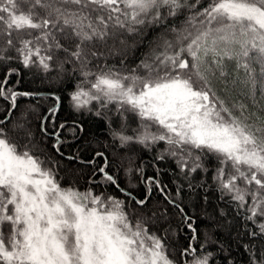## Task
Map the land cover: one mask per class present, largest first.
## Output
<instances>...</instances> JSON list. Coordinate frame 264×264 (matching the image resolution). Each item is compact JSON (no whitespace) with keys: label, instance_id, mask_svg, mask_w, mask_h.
I'll list each match as a JSON object with an SVG mask.
<instances>
[{"label":"snow or ice","instance_id":"6c2138e0","mask_svg":"<svg viewBox=\"0 0 264 264\" xmlns=\"http://www.w3.org/2000/svg\"><path fill=\"white\" fill-rule=\"evenodd\" d=\"M185 9L190 14L178 27L175 18ZM146 28L162 29V43L127 75L108 64H98L96 71L89 68L93 59L105 55L98 46L106 47L108 40L125 33L142 35ZM169 35L174 39H168ZM60 52L65 53L63 60H59ZM58 60L56 66L62 71L65 63L79 65L82 79L70 94L77 110L95 101L96 115L101 116L115 104L121 125L111 129V135L121 148L132 144L149 148L164 142L167 147L156 159L171 156L186 179L198 170L209 172L206 159L214 155L219 166L209 187H215L221 200L228 198L238 215L243 210L246 222L264 221V117L255 112L249 115L245 102L251 100L256 107L257 91L264 98V0H209L207 6L200 0H0V67L7 68L0 81V98L11 105L0 125L10 120L18 97L41 95L9 87L11 76L22 71L8 65L16 61L24 69L47 73ZM141 69L144 75L139 74ZM233 94L239 99H232ZM56 99L41 122L45 135L47 116L55 124ZM32 111L30 107L22 112L13 130L23 129ZM260 111L264 112V106ZM126 113H134L139 120L131 135ZM252 116L255 120L249 123ZM153 125L159 131L153 132ZM65 127L61 123L51 133L57 152ZM76 129L73 122V135ZM79 130L83 132L82 127ZM27 135L29 143L20 151L0 127V264H209L212 253H205L201 243L198 254L193 246L197 229L170 196L165 199L179 209L192 232L179 259L170 258L166 236L149 233L156 213L137 216L133 224L124 201L115 196L97 195L91 188L80 192L61 187L56 168L47 166L53 163L51 158L34 155L38 146L31 143L30 130ZM98 157L104 163L94 169L93 177L99 173L100 182L124 192L107 171L109 159L104 152L82 162L94 165ZM135 171L143 176V168ZM158 176L159 171L147 177L149 192L152 185L162 193L167 188ZM180 191L178 187L177 196ZM133 199L142 207L150 196ZM220 214L225 215L223 210ZM160 215L166 216V210ZM5 224L10 225L7 239ZM258 228L259 233L249 235H264V222ZM245 248L251 264H264V248L258 255L253 247Z\"/></svg>","mask_w":264,"mask_h":264},{"label":"trees","instance_id":"16d2710c","mask_svg":"<svg viewBox=\"0 0 264 264\" xmlns=\"http://www.w3.org/2000/svg\"><path fill=\"white\" fill-rule=\"evenodd\" d=\"M190 2H194V0H190ZM200 2L207 6L209 0H200ZM164 11L166 12L167 9ZM189 14L187 9L183 10L175 18L176 25L181 26ZM161 31L162 29L159 28H146L142 35L125 33L115 40H108L106 47L98 46V50L104 52L105 55L98 60L93 59L89 68L96 71L98 64H108L114 69L120 70L123 75H127L152 48L162 43L159 40ZM167 38L174 39L171 35ZM121 40H124L125 43L121 44ZM11 55H15V53L13 52ZM64 57L65 53L60 52L59 60H63ZM59 60L53 63L52 69L47 73L37 68L24 69L16 61L8 65L20 68L22 71V75L11 76L9 87L15 86L16 90L20 92L49 91L56 93L59 97V110L55 117V124H53L52 117L47 116V135L41 132V122L44 121L48 109L57 103L56 97L53 95L18 97L17 107L12 112L10 120L4 125H0L8 131L10 141L17 143L20 146V151H23V145L29 143L30 138L27 132L30 130L32 133L31 143L38 146L33 154L41 158H51L53 163L47 166L56 168L58 173L56 179L60 181L61 187H73L80 192H86L91 188L97 195L103 192L105 197L115 196L124 201V211L128 213L133 224H135L137 216L151 217L153 213H156V221L148 226V230L150 234L154 232L158 236L167 237L170 258L179 259V253L188 246L192 232L187 227L183 214L165 199V195L174 199L180 208H183L184 212L191 217L190 222L193 223L199 234L198 240L193 242V246L197 248L199 254V245L205 244L203 251L212 253L209 264H251L250 252L246 250L245 245L253 247L257 255L264 248V235L257 237L249 235L251 231L259 233L258 224L264 221L258 218L256 223L246 222L243 210L238 215L236 209L228 203V198L221 200L215 187H209L213 184V171L219 166L216 157L211 154L207 156L206 165L211 169L209 172L204 173L198 170L186 179L174 158L166 156L164 160L156 159L167 147L164 142H158L149 148L140 144L121 148L119 141H114L111 135V129L118 130L121 125V116L116 112L115 104L109 105V110L101 116L96 115L99 105L95 101L88 107L77 110L70 94L76 90L78 82L82 79L79 65L72 62L65 63L62 71L56 66ZM121 60L124 61L123 64H121ZM231 68H234V63L231 64ZM256 68L258 72L259 66ZM6 70V67H0V81L3 80ZM139 74L144 75V70L141 69ZM17 80L20 81L19 84L16 83ZM232 99H239V97L233 94ZM245 102L249 104V115L255 112L264 117V112L260 111V106H264V98L261 97L259 91L255 95L256 107L252 106L251 100ZM9 107H11L10 103L0 98V120L7 115L6 109ZM30 107L34 111L28 114V122L25 127L13 130V123L17 122L21 113ZM126 115L129 122L128 134L131 135V130L138 128L139 120L134 113H126ZM254 120L255 116H252L249 123ZM73 122L77 125L75 135L70 131ZM61 123H65L67 127L60 133L63 143L58 146L59 152H57L53 147L56 140L51 133L58 129ZM110 123L111 128L109 127ZM80 127L83 128V132H80ZM151 130L159 131L155 125ZM97 152H104L108 157L107 171L115 177L119 188L124 189V192H121L116 185L100 182L101 174L99 173L93 177L94 169L103 165V157L96 158L94 165L82 162L92 160ZM70 156L75 159H68ZM129 167L133 169L131 173L127 172ZM137 168H143V176L135 171ZM158 171V179L162 185H167V188L162 193L152 185V191L149 192L150 185L146 182L147 177L156 176ZM202 181H204L203 186H198ZM189 183L193 185L192 188H189ZM240 184L241 187L244 186L243 181ZM178 187L181 189L179 196H177ZM205 189L208 190L205 191ZM127 193H131V196H128ZM145 196H150V199L142 207L137 205L133 199L134 197L136 200H142ZM206 196L207 201L205 200ZM165 210L166 216H161L160 213ZM221 210L225 215L221 216ZM3 231L7 239L10 236V225L5 224ZM206 236L210 238L207 243H205ZM187 259L191 260L192 257H187Z\"/></svg>","mask_w":264,"mask_h":264},{"label":"water","instance_id":"95a60500","mask_svg":"<svg viewBox=\"0 0 264 264\" xmlns=\"http://www.w3.org/2000/svg\"><path fill=\"white\" fill-rule=\"evenodd\" d=\"M39 94H41V95H53V96H55L56 98H57V94L56 93H53V92H49V91H41V92H38ZM57 104V103H56ZM55 104V105H56ZM54 105V106H55Z\"/></svg>","mask_w":264,"mask_h":264}]
</instances>
